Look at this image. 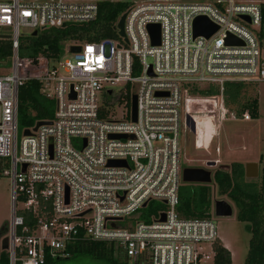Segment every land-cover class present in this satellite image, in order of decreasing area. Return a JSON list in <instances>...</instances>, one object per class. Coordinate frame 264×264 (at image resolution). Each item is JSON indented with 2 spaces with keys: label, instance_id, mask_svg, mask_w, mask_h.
Instances as JSON below:
<instances>
[{
  "label": "built area",
  "instance_id": "1",
  "mask_svg": "<svg viewBox=\"0 0 264 264\" xmlns=\"http://www.w3.org/2000/svg\"><path fill=\"white\" fill-rule=\"evenodd\" d=\"M101 1L0 0V37L10 38L12 46V67L0 74V156L11 161V168L1 169L11 177L10 264L68 257L84 240L113 242L133 263L214 264L220 237L213 202L203 217L177 209L181 113L195 121V147L198 119L207 118L212 131L202 148L225 120L254 118L249 109L239 114L229 106L223 90L228 80L264 81L257 34L264 0H130L125 35L69 39L66 52L57 54H19L22 35L94 20ZM198 15L218 28L209 36L194 35ZM150 23L159 24L158 43ZM229 34L240 42H228ZM70 45L80 48L72 51ZM30 78L55 101L54 114L18 137V89ZM117 84L121 92L115 95ZM210 84L216 92H200ZM155 200L164 207L131 221Z\"/></svg>",
  "mask_w": 264,
  "mask_h": 264
},
{
  "label": "trees",
  "instance_id": "2",
  "mask_svg": "<svg viewBox=\"0 0 264 264\" xmlns=\"http://www.w3.org/2000/svg\"><path fill=\"white\" fill-rule=\"evenodd\" d=\"M127 0H105L99 3L97 17L86 22H67L63 26L40 28L34 34H24L19 40V54L22 56L36 55L39 52L57 54L62 51L63 42L69 39L92 40L104 37H118L117 21L128 6ZM262 21L258 30L260 41L264 37V3H262ZM12 52L11 39L0 37V59L10 58ZM250 82L228 80L224 82L226 103L241 114L249 109L256 117L258 114V98L249 95L246 89ZM251 87V86H250ZM215 85L201 88L202 93H214ZM129 98V95L127 96ZM55 101L47 98L40 89V82L30 78L18 89V129L34 125L38 119H49L53 116ZM259 179L245 176L244 163L233 160L229 166L220 164L214 170V181L220 193L227 194L237 207L236 218L245 223L250 232L249 248L243 264H264V153ZM157 203V204H161ZM148 206L154 209V201ZM146 205V206H147ZM212 207L211 189L206 182H183L179 186V202L177 209L183 216L203 217L210 214ZM8 227V223L0 225V232ZM214 264H231L230 250L217 239L214 242ZM71 255L79 251L103 259L110 264L133 263L113 242L84 240L75 243ZM54 258L47 257L43 264H49ZM131 262V263H130ZM0 264H10L9 251L0 248Z\"/></svg>",
  "mask_w": 264,
  "mask_h": 264
},
{
  "label": "rangeland",
  "instance_id": "3",
  "mask_svg": "<svg viewBox=\"0 0 264 264\" xmlns=\"http://www.w3.org/2000/svg\"><path fill=\"white\" fill-rule=\"evenodd\" d=\"M128 3L130 0H127ZM27 33V32H25ZM258 34V32H257ZM260 39V37H259ZM67 41L63 42L62 51H65ZM262 54L264 56V37L260 41ZM66 52V51H65ZM12 67V59H0V74L9 72ZM251 86V87H250ZM246 89L249 95H256L258 98V114L251 120H225L218 135H215L206 148L195 147V121L187 114L181 113L182 134L180 139V165L184 166H204L211 170L212 180L209 183L211 189V198L214 204L216 198H225L233 206V213L229 216H218L212 213L219 234V241L230 245L232 251L231 264H243L247 250L249 248L250 232L246 229L245 223L236 218L237 207L234 201L227 195L220 193L214 181V170L220 164L229 166L233 160L258 161L259 173L262 160H259L260 154L264 153V81L250 84ZM120 84L114 85V94H120ZM18 137L22 136V129H18ZM215 145L220 146V151H215ZM219 158L215 165L207 164V160ZM2 167L11 168V161L8 157L0 156V225L9 224L11 217V177L2 174ZM259 173L256 177H247L250 179H259ZM185 182V181H183ZM182 182V183H183ZM154 209L150 205L135 212L131 221L136 222L145 217H151L156 214L157 209L164 207L159 201H154ZM139 211H144L139 213ZM223 240H222V239ZM8 241V227L0 232V248L5 241ZM223 243V244H224ZM131 263V262H130ZM49 264H110L103 259H98L84 251H79L68 257L54 258Z\"/></svg>",
  "mask_w": 264,
  "mask_h": 264
},
{
  "label": "water",
  "instance_id": "4",
  "mask_svg": "<svg viewBox=\"0 0 264 264\" xmlns=\"http://www.w3.org/2000/svg\"><path fill=\"white\" fill-rule=\"evenodd\" d=\"M241 16L247 19L248 21L250 20L249 16L246 14H242ZM124 17H125V12H123L120 15L117 21L118 32L121 35H125L124 26H123ZM217 28H218V25L212 22L210 19H208L205 15H198L194 19V22H193L194 35L201 33V34H204L205 36H209ZM149 29L151 32L152 41L154 43H158L159 37H160L159 24L150 23ZM36 32H37L36 30L33 31L34 34ZM226 40L228 42H240V39L232 34H229L226 37ZM79 48H80L79 45H70L68 47V49L72 51L78 50ZM70 95H74V91H72ZM130 106H131V117L133 120H135L136 119V95L135 93L131 95ZM48 122H50V120L48 119H38L35 121L32 129H36L40 124L48 123ZM23 132L26 134H29L31 130L28 127H26L23 129ZM125 135H126L125 133L111 134V136H116V137L125 136ZM109 164H125V160L124 159H110ZM207 164L214 165L215 160L209 159L207 160ZM244 169H245L246 177H256L259 173L258 161H255V160L247 161L244 164ZM182 179L185 182H210L212 180V172L210 169L204 166H184L182 168ZM213 206H214L215 215L229 216V215H232L233 213L232 204L229 201H227L225 198H216L214 200ZM162 217H164V213H162ZM1 247L7 249L9 247L8 241L6 240L2 244Z\"/></svg>",
  "mask_w": 264,
  "mask_h": 264
},
{
  "label": "bare ground",
  "instance_id": "5",
  "mask_svg": "<svg viewBox=\"0 0 264 264\" xmlns=\"http://www.w3.org/2000/svg\"><path fill=\"white\" fill-rule=\"evenodd\" d=\"M198 135H197V147H202L201 142L205 140L206 137L209 136L212 128L210 127L207 118L198 119Z\"/></svg>",
  "mask_w": 264,
  "mask_h": 264
},
{
  "label": "crops",
  "instance_id": "6",
  "mask_svg": "<svg viewBox=\"0 0 264 264\" xmlns=\"http://www.w3.org/2000/svg\"><path fill=\"white\" fill-rule=\"evenodd\" d=\"M239 161H242L244 164L247 162L246 160H239ZM258 167H259V165H258ZM222 239V238H221ZM223 240V239H222ZM223 243H224V241H223ZM224 245L230 250V252H231V257H232V251H231V249H230V245H226L225 243H224Z\"/></svg>",
  "mask_w": 264,
  "mask_h": 264
}]
</instances>
